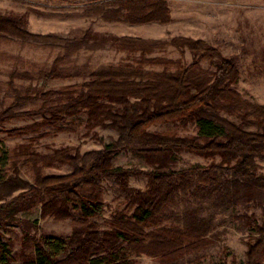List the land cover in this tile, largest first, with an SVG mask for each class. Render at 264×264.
<instances>
[{"label":"rangeland","instance_id":"obj_1","mask_svg":"<svg viewBox=\"0 0 264 264\" xmlns=\"http://www.w3.org/2000/svg\"><path fill=\"white\" fill-rule=\"evenodd\" d=\"M116 1L0 0V14L24 18L28 31L70 41L52 44L0 37V114L13 102L8 83L17 87L31 86L34 90V99L16 109V112L30 114L0 120L1 148L11 155L50 156L57 151L82 155L117 139V129L109 125L93 126L87 111L82 108L77 112L54 109L40 113L42 109L67 102V96H48L47 93L83 84L92 74L113 66L129 78L145 81L153 79L157 73L175 71L193 62H198L203 70L215 72V66L204 52H192L184 45H174L172 41L177 38L201 40L207 48L233 60L240 73L233 87L243 99L264 106V0H166L171 15L168 23H131L125 14L117 13L119 4ZM125 36L151 42L137 47L123 46L118 39ZM53 68L56 76L45 82L40 75ZM220 114L240 122L225 112ZM245 128L258 130L255 125ZM151 130H170L181 136L198 133L193 122L159 124ZM177 157L173 165L176 170L221 162L219 155L181 152ZM113 162L115 166L140 171H150L158 165L132 151L118 153ZM257 162L259 175H264V149ZM15 169L10 168L9 172L31 184L39 171L44 175H62L74 170L66 161L31 164L26 158H20ZM100 183L105 198L104 213L92 220L102 232H108L118 229L120 218L131 215L135 205L115 180L104 179ZM129 184L147 190L149 179L142 174L131 175ZM23 191L19 189L5 199L0 198V203L9 204ZM49 202L51 205L45 210ZM66 209L70 210L69 215L63 214ZM262 209L256 201L228 208L215 198L193 191L182 192L169 206L163 225L199 228L205 239L202 247L168 255L133 251L126 263L245 264L248 245L258 237L255 225L263 223ZM3 215L6 220L0 223V233L11 250V264H23L34 257L35 240H40L43 234L71 235L79 211L62 197L44 194L39 198L20 200L19 205L5 209ZM11 219L14 222H10ZM66 255L67 252H63L59 257Z\"/></svg>","mask_w":264,"mask_h":264},{"label":"trees","instance_id":"obj_2","mask_svg":"<svg viewBox=\"0 0 264 264\" xmlns=\"http://www.w3.org/2000/svg\"><path fill=\"white\" fill-rule=\"evenodd\" d=\"M116 2L119 4L117 13L125 14L131 23H168L171 20L166 0ZM26 26L27 22L22 17L0 14L2 38L52 44L70 42L56 35L32 33ZM118 41L130 47L151 42L128 36ZM172 43L184 45L192 52H204L215 66V72L203 70L198 62H193L175 71L157 73L153 79L145 81L132 76L129 78L113 66L92 74L91 79L83 84L47 93L48 96H67V102L42 109L40 113L54 109L77 112L82 108L87 111L93 126L109 125L117 129V139L82 155L67 151H57L50 156L11 155L0 147V198L5 199L16 190H24L9 204L0 203V223L6 220L3 215L5 209L19 205L20 200L27 197L39 198L44 194L62 197L79 211L71 235L43 234L40 240H35L34 257L23 264H127L128 255L133 251L168 255L198 250L205 241L199 228L163 225L171 203L182 192L188 191L215 198L228 208L243 202H260L263 223L255 225L258 237L248 245L245 264H262L264 175L258 173L257 160L264 149V106L243 99L233 87L240 78L233 60L224 58L213 48H207L201 40L177 38ZM55 70L53 68L40 76L46 82L56 76ZM8 85L13 102L2 111L0 120L30 114L16 112V109L34 99L32 87H17L11 82ZM221 112L236 117L240 122L223 117ZM189 122L198 127L197 134L181 136L175 131L151 130L159 124ZM250 125H255L258 130H246L245 127ZM123 151L140 154L158 165L150 171L115 166V156ZM181 152L219 155L221 162L176 170L173 165L177 162V153ZM20 158H26V162L31 164L50 165L55 161H66L74 170L62 175H44L39 171L31 184L9 172L10 168L15 169ZM136 174L148 177L147 190L130 186L129 177ZM104 179L115 180L135 205L131 215L120 218L119 228L108 232H102L92 220L104 213L105 198L100 183ZM50 205L49 202L45 210ZM69 211L66 209L63 214L69 215ZM24 232L28 235L26 228ZM63 252L67 255L60 258ZM11 259V250L0 233V264H11Z\"/></svg>","mask_w":264,"mask_h":264}]
</instances>
